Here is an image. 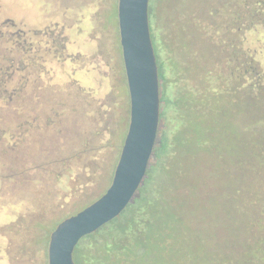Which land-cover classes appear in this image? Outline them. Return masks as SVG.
<instances>
[{
  "label": "rangeland",
  "instance_id": "1",
  "mask_svg": "<svg viewBox=\"0 0 264 264\" xmlns=\"http://www.w3.org/2000/svg\"><path fill=\"white\" fill-rule=\"evenodd\" d=\"M221 1L150 0L153 44L166 45L177 97L169 144L149 174L157 202L142 249L149 264H234L249 235L264 234L250 203L263 192L254 174L263 157L252 146L262 107L228 103L207 81L225 65L199 25ZM4 61L0 264H49L51 232L107 191L128 133L118 0H1Z\"/></svg>",
  "mask_w": 264,
  "mask_h": 264
},
{
  "label": "trees",
  "instance_id": "2",
  "mask_svg": "<svg viewBox=\"0 0 264 264\" xmlns=\"http://www.w3.org/2000/svg\"><path fill=\"white\" fill-rule=\"evenodd\" d=\"M149 15L151 21L155 15L154 5L149 6ZM207 16L210 24L199 26L205 32L206 40L217 46L224 59V68H218L230 69L228 73L223 70L219 73V87L208 83L209 90L213 91L212 95L225 96V99L229 100L228 103H250L251 109L253 104L262 107L263 125L253 130L254 133L260 134L261 139L252 146H256L263 157L262 166L254 169V174L260 180L258 185L262 187L263 192L253 194L250 203L255 210V220L251 224L264 227V0H222L210 7ZM155 39L158 42L153 45L161 81L162 126L158 132L161 142L155 148L156 158L151 168L161 161V151L169 144L168 109L173 106L177 97L170 90L173 85L170 81L172 60L164 49L166 45L163 42L159 44L158 37ZM207 73L209 75L210 71ZM209 78L211 79L212 75ZM151 168L135 203L130 204L120 217L80 241L74 253L76 264H138L140 259L149 264L153 260L152 257L143 260L142 254L143 246L147 242V228L153 222L157 203L148 191ZM242 169L241 174L244 175L243 165ZM249 238L244 251L234 256V264H252V257L257 264H264V234L259 236L256 229L254 238L250 235ZM251 238L254 240L251 241Z\"/></svg>",
  "mask_w": 264,
  "mask_h": 264
},
{
  "label": "water",
  "instance_id": "3",
  "mask_svg": "<svg viewBox=\"0 0 264 264\" xmlns=\"http://www.w3.org/2000/svg\"><path fill=\"white\" fill-rule=\"evenodd\" d=\"M150 0H118L120 43L130 95V124L110 187L52 232L49 264H76L80 241L120 217L139 197L161 139V90L151 36Z\"/></svg>",
  "mask_w": 264,
  "mask_h": 264
},
{
  "label": "flooded vegetation",
  "instance_id": "4",
  "mask_svg": "<svg viewBox=\"0 0 264 264\" xmlns=\"http://www.w3.org/2000/svg\"><path fill=\"white\" fill-rule=\"evenodd\" d=\"M1 1V0H0ZM44 32V31H43ZM42 32V34H44V36L45 37H47L46 35H48V33H43ZM38 33H41V31H37L36 32V34H37V36H38ZM26 43H27V41H26ZM53 45H55V41L53 40ZM64 50H65V47H64ZM23 52H24V57L26 56V59H28L29 58V56H28V53H29V49H27V48H23ZM25 60V59H24ZM11 61V60H10ZM26 61V60H25ZM8 62L7 61H4V63L3 64H0V74H1V76H0V79H2V77H3V73H5L6 75H7V73H8ZM27 66V65H26ZM221 70H223V71H226V73H228L229 71H230V69H220V68H218V69H212V70H209L210 71V74L208 75V73H207V81H208V83L210 84H212V86L213 87H219L220 86V83H219V73H221ZM208 71V72H209ZM213 71H214V73H213ZM210 75H212V78L210 79L209 78V76ZM210 79V80H209ZM211 81V82H210ZM161 82V81H160ZM215 83V84H214ZM161 84V83H160Z\"/></svg>",
  "mask_w": 264,
  "mask_h": 264
},
{
  "label": "crops",
  "instance_id": "5",
  "mask_svg": "<svg viewBox=\"0 0 264 264\" xmlns=\"http://www.w3.org/2000/svg\"><path fill=\"white\" fill-rule=\"evenodd\" d=\"M33 26H35V25H33Z\"/></svg>",
  "mask_w": 264,
  "mask_h": 264
}]
</instances>
